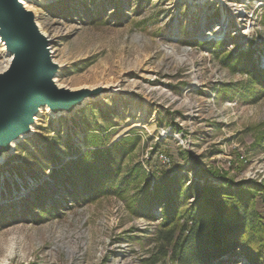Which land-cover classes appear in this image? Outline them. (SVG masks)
Here are the masks:
<instances>
[{"label":"rangeland","instance_id":"1","mask_svg":"<svg viewBox=\"0 0 264 264\" xmlns=\"http://www.w3.org/2000/svg\"><path fill=\"white\" fill-rule=\"evenodd\" d=\"M248 1L27 3L51 41L58 85L108 90L72 115L42 110L33 133L5 154L0 264H177L160 235L161 207L152 218L132 213L136 184L119 192L117 182L87 201L65 189L77 182L68 174L79 157L122 138L137 141L120 159V179L140 166L153 180L177 171L202 186L213 171L264 183V92L244 98L243 71L250 63L264 71V0ZM239 4L254 48L232 41L243 28ZM6 60L0 45V70Z\"/></svg>","mask_w":264,"mask_h":264},{"label":"trees","instance_id":"2","mask_svg":"<svg viewBox=\"0 0 264 264\" xmlns=\"http://www.w3.org/2000/svg\"><path fill=\"white\" fill-rule=\"evenodd\" d=\"M250 64V69L243 67L251 76L244 98L264 92V71ZM136 141L122 138L107 151L96 149L79 157L68 174L77 182L65 189L77 201H87L108 194L117 182L119 192L136 184L137 193L129 203L132 213L152 218L153 210L161 207L160 235L166 233L164 242L177 264H264V183L236 182L213 171L212 180L202 186L177 171L153 180L140 166L120 179V159L133 152ZM62 176L64 180L65 172Z\"/></svg>","mask_w":264,"mask_h":264},{"label":"water","instance_id":"3","mask_svg":"<svg viewBox=\"0 0 264 264\" xmlns=\"http://www.w3.org/2000/svg\"><path fill=\"white\" fill-rule=\"evenodd\" d=\"M53 0H0V45L9 66L0 72V163L19 140L33 133L37 117L49 109L54 115L74 114L87 100L107 88L71 90L59 86L60 66L53 60L48 35L42 33L26 3ZM198 3L203 0H177ZM224 0H214V2Z\"/></svg>","mask_w":264,"mask_h":264},{"label":"built area","instance_id":"4","mask_svg":"<svg viewBox=\"0 0 264 264\" xmlns=\"http://www.w3.org/2000/svg\"><path fill=\"white\" fill-rule=\"evenodd\" d=\"M251 1V0H250ZM252 1H255V0H252ZM246 2H249L248 0H246ZM250 3V2H249ZM243 7V6H242ZM238 8L240 9L241 8V6H240V4H239V6H238ZM244 8H245V5H244ZM238 13L237 14H235V16H237L238 17V20H241L240 22H242V26H243V28H239V29H236L235 30V32H234V36L233 37H231V38H234V37H236L237 39H231L232 41H236L235 42V44H237V45H240L241 46V48H242V46L244 45V46H246V49H248V47H247V45L249 46V44L250 45H252L251 47L252 48H254L255 47V45H254V42L252 41V40H250L249 39V36H248V32L251 30V28H252V26H251V22L249 21V19L248 20H244V18H242L243 17V12H239V10L237 11ZM240 14L242 15L241 17H240ZM234 15V14H233ZM244 23V24H243ZM229 30V28L228 27H226V24H224V22H220L219 24H218V26H217V35H220L221 37H223L222 36V32L224 31V32H226V31H228ZM228 33V32H227ZM227 33H226V35H227ZM200 36V35H199ZM248 36V37H247ZM262 64H263V67H264V63L262 62ZM159 160H161V161H163V163L165 164H169L170 163V160L166 157V156H163V155H160L159 157Z\"/></svg>","mask_w":264,"mask_h":264},{"label":"bare ground","instance_id":"5","mask_svg":"<svg viewBox=\"0 0 264 264\" xmlns=\"http://www.w3.org/2000/svg\"><path fill=\"white\" fill-rule=\"evenodd\" d=\"M205 1H207V0H203L202 2H200V5H202ZM214 1V0H213ZM226 0H224L223 2H225ZM218 2H221V1H218ZM218 2H215V3H218ZM185 3H188V4H190V5H196V4H198V3H190V2H185ZM26 5H28L27 3H26ZM28 8V7H27ZM29 9V8H28ZM241 9V8H240ZM239 8L238 9H236V12L239 10V12H242V10H240ZM238 13V12H237ZM236 13V14H237ZM242 15L240 14V17H241ZM241 21V20H240ZM39 27L41 28V26L39 25ZM41 31H42V28H41ZM42 33H43V31H42ZM44 34H46V33H44ZM47 35V34H46ZM1 49L3 50V52L5 51V49H4V46L2 45L1 46ZM6 56V55H5ZM8 58V57H7ZM9 59L8 60H6L3 64H2V67H1V70H0V72H2L3 70H5L6 68H8V66H9Z\"/></svg>","mask_w":264,"mask_h":264}]
</instances>
